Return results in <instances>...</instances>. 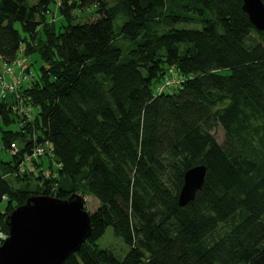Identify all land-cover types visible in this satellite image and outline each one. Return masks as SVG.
I'll list each match as a JSON object with an SVG mask.
<instances>
[{
	"label": "trees",
	"instance_id": "16d2710c",
	"mask_svg": "<svg viewBox=\"0 0 264 264\" xmlns=\"http://www.w3.org/2000/svg\"><path fill=\"white\" fill-rule=\"evenodd\" d=\"M242 6L0 0V63L41 62L0 98L2 149L17 147L0 155L1 226L30 196L91 195L90 235L63 264H264V31ZM90 7L98 17L76 21ZM171 67L180 86L159 91ZM37 146L46 150L25 166ZM198 164L205 182L179 206L183 174ZM108 227L127 247L121 258L97 243Z\"/></svg>",
	"mask_w": 264,
	"mask_h": 264
},
{
	"label": "water",
	"instance_id": "95a60500",
	"mask_svg": "<svg viewBox=\"0 0 264 264\" xmlns=\"http://www.w3.org/2000/svg\"><path fill=\"white\" fill-rule=\"evenodd\" d=\"M242 8L254 26L264 31V1L243 0ZM206 171L204 164H198L184 172L179 206L194 199ZM84 201L79 194L67 199L33 195L14 207L3 219L8 237L0 245V264H63L90 235V214Z\"/></svg>",
	"mask_w": 264,
	"mask_h": 264
},
{
	"label": "rangeland",
	"instance_id": "374dc122",
	"mask_svg": "<svg viewBox=\"0 0 264 264\" xmlns=\"http://www.w3.org/2000/svg\"><path fill=\"white\" fill-rule=\"evenodd\" d=\"M56 6H53L52 7V12L49 14L50 16V19H55V21H59L60 18L59 16L56 14V9H55ZM75 14L77 16V19L76 21H79V22H90V21H93L95 20L97 17H98V14L96 13L95 9L93 7H90V8H83L82 10H75ZM124 16L122 15H119L116 17V19L114 20V23H113V26H114V30L115 32H118L120 30V27L124 21ZM121 45L123 47L126 46V42L119 39ZM22 52V51H21ZM123 53H126V50L123 52ZM18 56L22 57V58H18V59H21L24 61L23 63V66H19L20 64V60H14L15 62H13V60H11L10 62H13L12 64L10 65H7L9 66L8 68L9 69H12L13 70V76H17L18 74V71L19 69H24L28 66V61L31 62V61H34V65H33V69L37 70L38 67L40 66L41 62L40 60H35L36 59V55L33 54V55H30V56H24V54H19ZM24 58V59H23ZM19 68V69H18ZM31 73L29 72V75ZM176 87H168L166 89V92H173L175 91ZM13 129L16 128L15 125L12 126ZM213 134H214V137L216 140H218L220 143H222L225 139V131L224 129L221 127V126H218L216 128H214V130L212 131ZM17 145L19 147H22L23 146V142L22 140H17ZM0 155L3 159H7L10 157V153L8 150H5V149H2V146H1V142H0ZM41 161L43 162V164L46 166V167H49V162L50 160H48L47 158L45 157H42L41 158ZM25 166H28V167H31V163H29V161H25ZM51 166L53 167V172H55L56 168H58V165L54 162L51 163ZM45 167V168H46ZM30 169V168H29ZM22 170V169H20ZM49 172H46V174H48ZM38 173L35 172L34 174V177H32L31 181H30V187L31 189L35 190L37 189L40 185L38 183V181L36 180V177H37ZM8 181L13 184L14 186L18 187L19 186V183L15 182V180H12L10 178H8ZM13 181V182H12ZM85 201V209L88 211V212H92L94 211L96 208H97V205H98V200L91 196V195H81ZM5 207V202L3 201L1 204H0V210H4L3 208ZM99 247L101 248H105V249H110L114 254H116L118 257H123L126 250H127V247L124 246L121 241L119 239H117L115 236H114V233H113V230L111 227H108L104 234L98 239L97 241ZM262 245H264V242L262 243Z\"/></svg>",
	"mask_w": 264,
	"mask_h": 264
},
{
	"label": "built area",
	"instance_id": "2783aa9c",
	"mask_svg": "<svg viewBox=\"0 0 264 264\" xmlns=\"http://www.w3.org/2000/svg\"><path fill=\"white\" fill-rule=\"evenodd\" d=\"M18 58H22L20 56H18L17 58H15L14 60H20V64L19 66H23L24 61ZM24 59V58H23ZM13 60V62H15ZM13 62H1L0 63V98L3 99H7L11 93L13 91H15V89L18 86V82L21 80H23L22 77V72L27 68L24 69H19L18 74L15 78V80H9L7 77L13 75V70L9 69L7 65L12 64ZM25 64V63H24ZM178 87L180 86V78L175 74V72L173 71L172 67L169 69V74L167 75V77H165L162 81V83L160 85H158V90L161 91L165 88L168 87ZM44 150H46V147L43 146H37L32 150V154L30 156L27 157V159L25 161H29L36 158L37 156H40ZM9 151L11 153H16L17 152V147L15 145V143H12L10 145V149ZM23 167L21 166V169ZM8 237V231L5 230L1 224H0V245L5 241V239Z\"/></svg>",
	"mask_w": 264,
	"mask_h": 264
}]
</instances>
